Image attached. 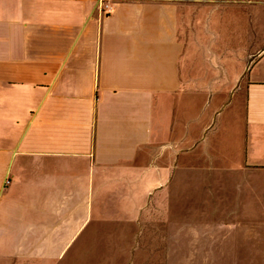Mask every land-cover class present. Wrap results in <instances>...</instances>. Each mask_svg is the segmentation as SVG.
Wrapping results in <instances>:
<instances>
[{
	"label": "crops",
	"instance_id": "obj_1",
	"mask_svg": "<svg viewBox=\"0 0 264 264\" xmlns=\"http://www.w3.org/2000/svg\"><path fill=\"white\" fill-rule=\"evenodd\" d=\"M261 1L0 0V247L80 252L166 181L171 257L264 264V48L232 58Z\"/></svg>",
	"mask_w": 264,
	"mask_h": 264
},
{
	"label": "rangeland",
	"instance_id": "obj_2",
	"mask_svg": "<svg viewBox=\"0 0 264 264\" xmlns=\"http://www.w3.org/2000/svg\"><path fill=\"white\" fill-rule=\"evenodd\" d=\"M234 11L233 62L239 59L240 63L243 61L249 63L254 59L255 51L264 48V0L247 7L235 6ZM244 52H247L246 56H243ZM153 147L155 148L151 149V154L146 160V168L155 169L156 167L157 142ZM157 188L144 200L138 225L133 223L118 225L117 222L94 223L92 231L94 236L87 238L91 233L90 224L78 240V245L83 250L75 252V248H71L69 251L58 254L56 258H53L55 253L52 254V252L0 247V264H195L193 260L183 261L171 257L174 254L166 249L164 242L167 208L166 181ZM114 197L115 195H112L110 205L102 209L105 215L110 217L119 214L116 212L117 205L114 203L116 200ZM192 209L189 210L190 218L192 223H197L198 213ZM106 238H109L107 245L104 243ZM178 250L189 252L180 247Z\"/></svg>",
	"mask_w": 264,
	"mask_h": 264
}]
</instances>
